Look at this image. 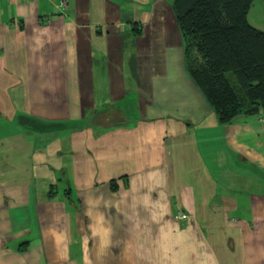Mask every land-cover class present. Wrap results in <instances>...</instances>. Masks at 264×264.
Here are the masks:
<instances>
[{
	"label": "crops",
	"instance_id": "crops-1",
	"mask_svg": "<svg viewBox=\"0 0 264 264\" xmlns=\"http://www.w3.org/2000/svg\"><path fill=\"white\" fill-rule=\"evenodd\" d=\"M175 2L0 0V264H264V112L220 121Z\"/></svg>",
	"mask_w": 264,
	"mask_h": 264
},
{
	"label": "trees",
	"instance_id": "trees-1",
	"mask_svg": "<svg viewBox=\"0 0 264 264\" xmlns=\"http://www.w3.org/2000/svg\"><path fill=\"white\" fill-rule=\"evenodd\" d=\"M255 1L174 5L187 70L222 123L264 112V30L249 19Z\"/></svg>",
	"mask_w": 264,
	"mask_h": 264
},
{
	"label": "rangeland",
	"instance_id": "rangeland-1",
	"mask_svg": "<svg viewBox=\"0 0 264 264\" xmlns=\"http://www.w3.org/2000/svg\"><path fill=\"white\" fill-rule=\"evenodd\" d=\"M257 5L256 7V12L257 13H259V11L261 10L262 12H264V0H256L255 1V3H254V5ZM253 5V6H254ZM255 16L257 17V18H260V15H256L255 14ZM67 173V170H64V173H62V179H61V182H60V186L62 187V188H67L68 186H69V179H70V177H67L65 174ZM67 190V189H66Z\"/></svg>",
	"mask_w": 264,
	"mask_h": 264
},
{
	"label": "built area",
	"instance_id": "built-area-1",
	"mask_svg": "<svg viewBox=\"0 0 264 264\" xmlns=\"http://www.w3.org/2000/svg\"><path fill=\"white\" fill-rule=\"evenodd\" d=\"M10 1H17V0H10ZM187 214L186 213H184L182 210H179L178 212H177V215H176V217L180 220V219H185V218H187Z\"/></svg>",
	"mask_w": 264,
	"mask_h": 264
}]
</instances>
